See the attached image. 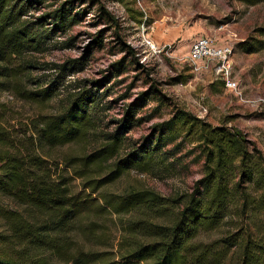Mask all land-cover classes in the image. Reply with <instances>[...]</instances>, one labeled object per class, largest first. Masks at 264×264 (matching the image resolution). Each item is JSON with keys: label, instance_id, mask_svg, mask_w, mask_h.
<instances>
[{"label": "rangeland", "instance_id": "374dc122", "mask_svg": "<svg viewBox=\"0 0 264 264\" xmlns=\"http://www.w3.org/2000/svg\"><path fill=\"white\" fill-rule=\"evenodd\" d=\"M68 1H72L74 23L65 33L56 29L40 51L30 55L35 66L31 84L23 83L19 89L9 84L0 90V118L14 132L40 116L59 113L71 95L90 91L87 104L94 122L90 133L82 140L43 151L71 178L73 193L91 194L85 187L88 181L106 177L115 162L129 152L141 155L151 148L153 160L147 172L131 168L99 192L123 195L132 189H150L167 198L189 194L203 176L204 160L195 138L179 134L164 146H153L159 135L157 126L178 110L213 127L239 130L264 154V49L248 54L235 48L256 28L264 27V1L251 6L243 0H40L25 6L22 20L35 21ZM47 22L43 28L49 30L52 25ZM200 36L235 48L229 74L237 91L224 89L215 61L201 62L196 69L187 60L191 43ZM116 63L119 65L114 66ZM53 81L55 95L50 100L36 103L23 99L22 92ZM127 107L132 109L130 115ZM123 119L134 125L120 128ZM116 131L125 141L107 163L87 173L79 161H71L103 148ZM249 192L254 195L253 188ZM4 202L13 206L9 200ZM232 214L238 228L250 222V218L237 217L234 208ZM249 215L255 225L264 227V213ZM140 218L144 216L134 211L116 215L106 209L99 216L83 213L78 224L98 222L105 239L87 240L82 234L74 238L86 250L109 252L110 258L116 259L129 240L126 227ZM223 230L199 238L211 241ZM0 233H5L1 222ZM138 241L148 240L138 236Z\"/></svg>", "mask_w": 264, "mask_h": 264}, {"label": "trees", "instance_id": "16d2710c", "mask_svg": "<svg viewBox=\"0 0 264 264\" xmlns=\"http://www.w3.org/2000/svg\"><path fill=\"white\" fill-rule=\"evenodd\" d=\"M243 1L253 6L264 0ZM34 3L40 0H0V90L9 84L16 89L31 84L35 66L30 55L39 52L56 29L65 33L76 19L68 1L35 21L22 20L25 6ZM49 20L52 28L46 30L43 26ZM95 42H100L98 37ZM235 48L248 54L263 50L264 27L256 28ZM54 82L22 92L23 99L50 100L55 95ZM90 98L89 90L71 95L59 113L40 116L14 132L0 118V222L5 228L0 233V264H264V227L255 225L249 215L264 213V154L255 143L237 129L213 127L178 110L157 126L159 135L153 146H164L179 134L195 138L204 160L203 176L189 194L167 198L150 189H132L123 195L99 192L131 168L147 172L153 160L151 148L141 155L129 152L106 177L88 181L85 187L91 194L73 193L71 178L43 151L82 140L90 133L94 123L87 104ZM119 123L124 129L134 125L126 119ZM119 134L109 135L103 148L71 161H79L87 173L100 167L123 145L125 138ZM252 188L254 195L249 192ZM233 208L237 217L250 218L245 228L234 226ZM106 209L116 215L134 211L144 216L126 227L129 240L116 259L109 252L86 250L74 238L82 234L87 240L102 242L101 224L81 225L78 220L83 213L99 216ZM158 219L169 222L153 223ZM222 229L214 240L199 238ZM138 236L148 241L140 242Z\"/></svg>", "mask_w": 264, "mask_h": 264}, {"label": "built area", "instance_id": "2783aa9c", "mask_svg": "<svg viewBox=\"0 0 264 264\" xmlns=\"http://www.w3.org/2000/svg\"><path fill=\"white\" fill-rule=\"evenodd\" d=\"M147 44L150 45L148 42ZM232 53L233 47L230 43H220L214 38L200 36L191 43L187 60L195 65L196 69H199L201 62L215 61L214 68L222 76L224 89L234 92L237 91L238 86L229 74V61Z\"/></svg>", "mask_w": 264, "mask_h": 264}]
</instances>
